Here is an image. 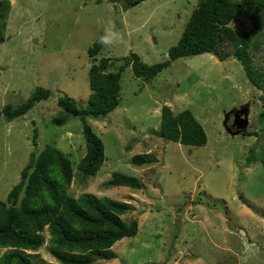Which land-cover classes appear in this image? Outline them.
<instances>
[{"label": "rangeland", "instance_id": "374dc122", "mask_svg": "<svg viewBox=\"0 0 264 264\" xmlns=\"http://www.w3.org/2000/svg\"><path fill=\"white\" fill-rule=\"evenodd\" d=\"M1 1L9 6L0 19V110L8 102H26L38 87L53 95L23 117L0 118V201L6 202L19 184L30 157L53 145L75 171L69 195L93 193L133 207L123 219L136 220L139 234L118 242L113 247L117 258L100 264H264V132L257 142L253 136H231L222 126L226 111L250 103L251 132L264 110L237 59L221 61L212 54L181 58L151 82L134 77L128 68L120 106L105 118L87 120L103 141L106 161L86 180L78 172L87 152L82 120L57 104L68 96L86 105L91 92L88 50L106 29L118 39L103 46L99 60L110 57L119 64L135 53L154 65L168 59L202 0ZM128 2L135 4L127 8ZM230 26L238 35L251 27L244 13ZM165 105L175 114L193 112L208 135L207 145L164 141L159 132ZM252 149L262 160L249 164ZM136 156L149 163L135 165ZM114 173L138 179L142 188L113 187ZM45 240L32 256L36 264H57L48 234Z\"/></svg>", "mask_w": 264, "mask_h": 264}, {"label": "trees", "instance_id": "16d2710c", "mask_svg": "<svg viewBox=\"0 0 264 264\" xmlns=\"http://www.w3.org/2000/svg\"><path fill=\"white\" fill-rule=\"evenodd\" d=\"M133 4L128 2L125 6L129 8ZM8 6L7 1L0 2V19L5 18ZM241 13L248 17L251 27L238 35L230 25ZM1 25L0 45L4 42ZM263 30L262 0L242 3L237 0H202L190 16L178 44L171 47L168 59L163 62L147 65L135 53L120 59L119 64L110 57L99 60L97 56L103 45L100 40L92 44L88 50L92 62L89 69L91 92L86 105L79 106L68 96L57 100L59 107L82 120L87 152L78 164L79 176L83 180L96 176L104 164L103 141L87 120L105 118L120 106L123 74L128 68L132 69L134 77L151 82L181 58L214 54L225 61L233 57L241 63L248 80L259 91V102L264 108V65L257 64H263ZM52 95V90L38 87L26 102L16 106L11 102L5 104L0 110V118L5 117L11 122L23 117ZM259 120L264 124V110ZM159 134L164 141L186 147L199 148L208 143V135L193 112L184 110L175 114L167 105L161 109ZM38 136L35 129V145ZM262 145L264 147V141ZM257 154L258 150H251L249 164L262 160ZM148 163L144 157L134 158L137 166ZM74 178L71 160L53 145L45 146L30 157L19 184L11 190L6 202L0 201V264H36L32 254L45 246L46 234L50 236L49 251L57 264L111 262L117 258L113 247L125 238L138 235V222L127 223L123 219L133 210L132 206L93 193L74 198L67 192ZM110 185L142 188L138 179L119 173L113 174Z\"/></svg>", "mask_w": 264, "mask_h": 264}, {"label": "flooded vegetation", "instance_id": "af4514ba", "mask_svg": "<svg viewBox=\"0 0 264 264\" xmlns=\"http://www.w3.org/2000/svg\"><path fill=\"white\" fill-rule=\"evenodd\" d=\"M242 106L235 108L231 111H226L225 115H224V120H223V125L224 129L226 130V132H228L231 136H253L255 138V140H260V132L262 131V129H264V124L263 126H261V123L259 122V117H258V124H257V128L255 129H251V132L249 131V127H250V120H249V125H248V130L246 133H237L240 131V126H239V117L244 118V115L239 116L240 112H243L244 110Z\"/></svg>", "mask_w": 264, "mask_h": 264}, {"label": "water", "instance_id": "95a60500", "mask_svg": "<svg viewBox=\"0 0 264 264\" xmlns=\"http://www.w3.org/2000/svg\"><path fill=\"white\" fill-rule=\"evenodd\" d=\"M242 108L243 109H241V110H244V111L240 112L239 116L244 115V118L240 119V117H239L240 131L237 132L238 134L241 133V132L242 133H246L247 129H248V125H249L250 104H246V105L242 106ZM176 223L180 226V220H177Z\"/></svg>", "mask_w": 264, "mask_h": 264}, {"label": "clouds", "instance_id": "9594fccd", "mask_svg": "<svg viewBox=\"0 0 264 264\" xmlns=\"http://www.w3.org/2000/svg\"><path fill=\"white\" fill-rule=\"evenodd\" d=\"M139 2H142V1H139ZM117 39H118V34L116 32H113L111 29H106L104 32V35H102L100 37V43L105 47H110L116 42ZM212 55H214V54H212ZM105 157H106V155H105ZM105 161H106V159H105ZM138 234H139V232H138Z\"/></svg>", "mask_w": 264, "mask_h": 264}, {"label": "built area", "instance_id": "2783aa9c", "mask_svg": "<svg viewBox=\"0 0 264 264\" xmlns=\"http://www.w3.org/2000/svg\"><path fill=\"white\" fill-rule=\"evenodd\" d=\"M262 1L264 3V0H262ZM263 39H264V30H263ZM262 63L264 65V45H263Z\"/></svg>", "mask_w": 264, "mask_h": 264}]
</instances>
